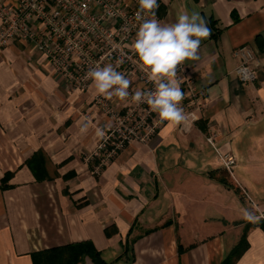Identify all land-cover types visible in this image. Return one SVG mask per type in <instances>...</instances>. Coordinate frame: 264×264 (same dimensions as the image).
Listing matches in <instances>:
<instances>
[{
    "label": "crops",
    "instance_id": "crops-1",
    "mask_svg": "<svg viewBox=\"0 0 264 264\" xmlns=\"http://www.w3.org/2000/svg\"><path fill=\"white\" fill-rule=\"evenodd\" d=\"M157 2L161 24L197 12L211 29L183 62L205 107L190 130L169 121L99 172L86 159L93 82L69 90L30 42L0 52V264H66L76 242L92 251L74 264L95 252L103 264H221L244 233L233 264H264V0ZM241 47L254 52L251 82L235 74Z\"/></svg>",
    "mask_w": 264,
    "mask_h": 264
},
{
    "label": "built area",
    "instance_id": "built-area-1",
    "mask_svg": "<svg viewBox=\"0 0 264 264\" xmlns=\"http://www.w3.org/2000/svg\"><path fill=\"white\" fill-rule=\"evenodd\" d=\"M138 9V0H0V52L14 42H30L43 53L48 68L71 91L89 87L93 81L85 78L86 73L102 57L105 59L101 66L115 65L123 59L117 70L132 81L129 97L107 99L96 92L91 96V111L85 115L96 133V146L86 156L87 160H98L95 172L127 144L149 142L169 122L161 121L147 103L138 105L131 98L136 89H155L154 82L148 79L150 69L129 48L139 26L135 19ZM237 53L240 57L235 68L237 79L241 83L253 81L254 52L241 47ZM185 72V65L179 64L176 78L185 94L181 106L187 119L176 126L183 132L197 124L205 107V96ZM98 129L104 131V137L97 135ZM217 135L210 128L206 140L212 144ZM219 158L222 167L231 172L236 164L235 156L226 153Z\"/></svg>",
    "mask_w": 264,
    "mask_h": 264
},
{
    "label": "clouds",
    "instance_id": "clouds-1",
    "mask_svg": "<svg viewBox=\"0 0 264 264\" xmlns=\"http://www.w3.org/2000/svg\"><path fill=\"white\" fill-rule=\"evenodd\" d=\"M139 9L135 14L139 22L138 30L130 50L136 54L143 66L150 69L148 79L154 82L155 89L134 90L131 98L134 103H147L150 109L157 113L161 121H171L177 125L186 121L184 109L181 106L185 98L180 83L176 78V68L186 60H198L201 39L211 36V29L199 13L180 12L175 23L161 24L156 18L157 0H138ZM148 14H151L150 17ZM98 62L86 73L85 78L93 81L97 94L111 99L113 96L124 100L129 97V87L132 81L117 69L123 59L112 63ZM87 125H84L86 130ZM97 135L104 137L102 129ZM244 218L255 222L257 217L251 210L244 211Z\"/></svg>",
    "mask_w": 264,
    "mask_h": 264
},
{
    "label": "trees",
    "instance_id": "trees-1",
    "mask_svg": "<svg viewBox=\"0 0 264 264\" xmlns=\"http://www.w3.org/2000/svg\"><path fill=\"white\" fill-rule=\"evenodd\" d=\"M225 178H226V176H225ZM259 225L261 226L262 229H264V221H261L259 223ZM244 234L242 235L237 246L227 255V257H225L224 261L221 264H233L234 263L235 257L239 254L240 251L243 250V248L246 245ZM66 249H68V254H69L68 259H66V264H74L75 262H77V260L80 258V256L83 253L92 251L90 245L86 242L72 243V244L68 245L66 247ZM92 256H93L96 264H103V262L99 258L98 252H95Z\"/></svg>",
    "mask_w": 264,
    "mask_h": 264
}]
</instances>
